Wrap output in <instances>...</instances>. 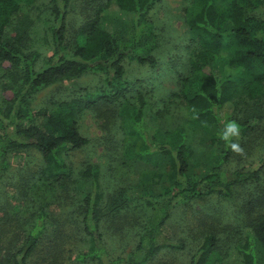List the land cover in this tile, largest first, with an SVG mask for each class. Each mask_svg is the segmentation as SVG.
Returning <instances> with one entry per match:
<instances>
[{
	"label": "rangeland",
	"instance_id": "obj_1",
	"mask_svg": "<svg viewBox=\"0 0 264 264\" xmlns=\"http://www.w3.org/2000/svg\"><path fill=\"white\" fill-rule=\"evenodd\" d=\"M103 1L67 0L65 36L69 45L74 41L76 30L93 18L95 7ZM190 3L191 0H159L151 8L148 22L157 38L153 50L155 66L124 60L123 78L130 83L129 91L111 103L100 102L82 109L75 117L76 130L87 143L63 156L67 175L62 182L44 177L42 157L35 149L7 153L8 167L0 173L1 257L21 245L36 217L43 213L38 243L26 264H98L77 258L78 254L86 252L89 244L81 223L83 198L92 196L89 178L83 176L89 163L95 164L98 171V231L102 243L112 258H126L133 253L150 209L139 199L128 201L118 211L109 209L111 196L120 190L130 194L144 189L160 193L168 184L166 158L154 151L146 155L137 153L139 141L132 133L131 117L138 110L148 138L157 129L162 137L164 132L179 125L184 127L193 150L190 174L203 173L218 150L209 143L212 131L186 125V111L178 98L171 95L178 89L179 77L188 74L189 62L197 48L185 23ZM48 7L49 0H32L27 6L21 4L20 12L3 30V39L19 51L35 53L36 67L51 52ZM110 17L116 30L126 35L130 33V24L117 23ZM209 69L205 66L203 71L209 72ZM218 69L216 65L215 71ZM20 70L0 60V106L12 97L20 82L17 78ZM81 87H87L90 92L103 89L101 75L85 73L41 87L27 97L23 105L35 114L38 123L48 113L52 102L83 98L78 91ZM231 107L221 109V116L225 117ZM253 108L260 110L262 119L252 130L240 134L239 139L234 137L233 142L239 143L244 152L230 151L225 164L229 170L264 156V91L255 99L241 96L232 107L233 115L243 117ZM261 213H264V170L256 182L234 186L229 199L213 194L173 207L162 231L169 240L180 243L181 249L164 248L146 259L136 252L135 260L137 264H192L198 247L210 235L214 245L204 264H241L235 248L242 243L249 220Z\"/></svg>",
	"mask_w": 264,
	"mask_h": 264
},
{
	"label": "trees",
	"instance_id": "obj_2",
	"mask_svg": "<svg viewBox=\"0 0 264 264\" xmlns=\"http://www.w3.org/2000/svg\"><path fill=\"white\" fill-rule=\"evenodd\" d=\"M158 1L104 0L95 7L93 18L76 30L74 41L69 45L65 36L67 0H49L51 52L36 67L34 52L23 53L3 39L5 25L20 12L21 4L27 6L32 0H0V60L21 68L17 76L20 82L12 97L0 106V173L8 167L6 155L9 151L31 148L42 157V174L46 179L53 182L65 179L67 170L63 156L87 143L76 130L75 117L82 109L100 102L111 103L129 91L130 83L123 78L124 60L151 68L155 66L153 50L157 38L148 22V14ZM186 15L185 23L197 48L189 62L188 74L179 77L178 89L171 95L178 98L186 111L185 124L210 129L209 143L218 150L202 174L191 175L193 150L185 128L179 125L164 132L162 137L157 129L148 138L138 110L131 117V130L139 141L137 153L146 155L154 151L164 156L168 162L165 173L168 184L160 193L144 189L130 194L120 190L111 196L109 209L118 211L128 201L136 199L144 200L150 209L133 253L126 258H112L98 231V171L95 164H87L83 176L89 178L92 196L83 198L81 223L89 244L86 252L77 255L80 260L90 259L98 264H137L136 252L146 259L164 248L181 249L180 243L172 242L162 231L173 207L213 194L229 199L234 186L256 182L264 170V156L236 169L225 168L231 148L228 141L221 139L229 121H236L240 134H245L262 119L258 108L238 117L233 115L232 107L241 96L255 99L264 91V0H191ZM110 16L117 23L130 24V33L126 35L116 30ZM205 66L210 68L209 72L203 71ZM85 73L100 74L104 88L92 92L87 87L79 88L83 98L52 102L44 119L36 123L35 114L23 105L25 99L41 87ZM229 106L231 110L222 117L221 109H229ZM234 137L230 138L231 142ZM44 217L39 213L38 222L35 220L21 245L8 256H0V264H26L38 243L40 222ZM247 226L242 243L235 249L240 254L241 264H261L264 213L251 218ZM213 245L214 238L206 236L192 264H204Z\"/></svg>",
	"mask_w": 264,
	"mask_h": 264
},
{
	"label": "clouds",
	"instance_id": "obj_3",
	"mask_svg": "<svg viewBox=\"0 0 264 264\" xmlns=\"http://www.w3.org/2000/svg\"><path fill=\"white\" fill-rule=\"evenodd\" d=\"M240 135V128L239 125L237 124L236 121H229L225 125V131L223 132L221 139H224L225 141L229 142V147L231 148L232 151L238 153V154H243L244 149L240 146L239 143L236 142H231L230 138L232 136L237 137L239 139Z\"/></svg>",
	"mask_w": 264,
	"mask_h": 264
}]
</instances>
